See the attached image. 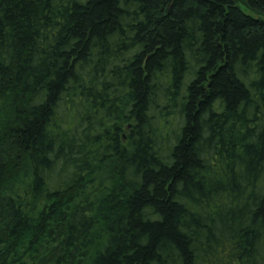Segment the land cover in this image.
<instances>
[{
	"label": "trees",
	"instance_id": "1",
	"mask_svg": "<svg viewBox=\"0 0 264 264\" xmlns=\"http://www.w3.org/2000/svg\"><path fill=\"white\" fill-rule=\"evenodd\" d=\"M0 264H264V0H0Z\"/></svg>",
	"mask_w": 264,
	"mask_h": 264
}]
</instances>
